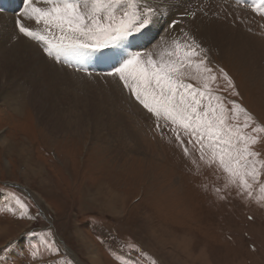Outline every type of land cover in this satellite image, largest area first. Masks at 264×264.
<instances>
[{"label": "rangeland", "instance_id": "1", "mask_svg": "<svg viewBox=\"0 0 264 264\" xmlns=\"http://www.w3.org/2000/svg\"><path fill=\"white\" fill-rule=\"evenodd\" d=\"M225 1L238 6V0ZM257 1L260 0H250L252 4ZM16 4L17 0H13L8 6L12 10ZM252 4L246 1L239 5L248 10L252 24L246 34L258 39L257 44L264 47V17L253 11ZM196 15L201 13L195 12L188 19ZM160 20L154 30L157 36H165L169 41L183 36L176 29L179 24L165 33L172 18L159 17ZM205 50L209 66L228 73L239 93L233 96L230 91H224L221 78L218 88L217 84L213 85L217 94L236 100L264 125V61L258 59L261 70H257L255 64L235 57L230 51L221 55ZM84 67L93 75L106 71L104 65L95 64L94 72L92 67ZM8 73L6 85L0 86L3 89L0 94V193L4 196L0 199V208L14 207L5 195L14 192L25 200L30 214L36 217L30 220L0 212V248L13 238L19 240L8 264H55L64 255L74 264H121L118 256L127 264L137 261L150 264L148 258L155 259L157 264H264V192L260 190L264 175L252 197L239 194L235 185H229L228 174L217 162L209 165L201 161L198 151L185 158L168 129H164L162 138L156 129L155 117L129 95L128 89L124 94L126 101L116 105L114 96L100 85L93 87L94 76L87 74L83 79L70 77L66 81L73 86L90 87L89 99L94 94L110 107L108 113L93 110L102 115H117L124 120L121 125L124 129L130 124L136 137L127 132L139 142L140 150L119 154L111 150L103 138L110 124L100 123L102 117L88 108L82 113L88 111L91 121L96 123L84 125L81 129L84 131L76 135L65 130L52 133L47 122L52 128L57 123L48 121L52 119L50 115L36 114L35 107L27 101L20 111L12 110L4 102L8 94L5 89L12 81L18 82V88L23 90L21 65L12 66ZM42 74L44 79L48 77L45 72ZM185 79L199 86L197 81ZM95 125L101 134L94 136ZM260 135V143L253 147L264 159V133ZM212 156V151L206 150L205 161ZM192 159L198 166L191 163ZM28 230L45 233L51 230V242L61 252L52 255L42 251L33 260L29 241L36 244L39 240L20 235ZM174 239L178 245L171 241ZM129 244L136 245L146 257L135 250L129 251Z\"/></svg>", "mask_w": 264, "mask_h": 264}, {"label": "snow or ice", "instance_id": "2", "mask_svg": "<svg viewBox=\"0 0 264 264\" xmlns=\"http://www.w3.org/2000/svg\"><path fill=\"white\" fill-rule=\"evenodd\" d=\"M243 3L246 0H238V6ZM21 4L15 20L18 32L13 41L22 36L35 42L43 56L61 69L74 68L91 76L93 73L83 66L85 63L107 66L109 70L102 75L123 83L155 117L162 138L164 129H168L185 158L198 151L201 161L219 164L229 176V185H235L239 194L254 195V188L264 175V159L253 146L260 143L264 125L236 100L217 94L218 81L222 78L223 90L239 95L228 73L209 66L206 50L188 33L170 41L165 36L157 40L154 28L160 13L150 0H21ZM262 6L264 0L251 5L253 11H259ZM178 23L172 20L165 33ZM148 44L151 48L145 47ZM186 77L197 81L199 86L187 83ZM214 84L217 88H213ZM206 150H211L213 156L205 161ZM191 163L198 166L195 159ZM260 190L264 192V186ZM5 195L14 207L0 208V212L30 220L36 218L21 196L14 192ZM20 235L38 238L36 244L29 241L33 260L42 251L52 255L61 252L51 242V230L46 233L28 230ZM18 244L19 240L13 238L0 248V264H8ZM127 247L146 257L136 245ZM117 258L121 264H127L123 257ZM148 259L150 264H157L155 259ZM55 264H74V261L64 255Z\"/></svg>", "mask_w": 264, "mask_h": 264}, {"label": "bare ground", "instance_id": "3", "mask_svg": "<svg viewBox=\"0 0 264 264\" xmlns=\"http://www.w3.org/2000/svg\"><path fill=\"white\" fill-rule=\"evenodd\" d=\"M12 1L0 0V86L4 87V84L6 85V77L9 75L8 72L11 67L20 64L23 69V90L18 88V82L12 81L14 83H10L8 88L5 89L6 91L8 90V94L4 98V102L8 103L12 110L20 111L24 101H27L35 107L36 114L44 113L50 115L52 119L48 121L51 124L57 123L52 128L47 122V127L52 133L65 130L75 135L80 134L84 131V129L81 130L84 125L96 123L95 121H91L90 114L88 113L89 110H92L93 114L102 117V120L99 121L100 123L105 122L106 124H110L108 133L103 138L109 144L111 150H117L118 154L123 151L133 152L136 149L140 150L138 148L139 142L134 139L136 131L134 128L132 129L130 124L127 123V127L124 129L121 126L124 120L120 119L117 115L119 119L111 113L102 115L100 111L93 110L96 108L108 113L110 107L103 99L96 97L94 94L89 99V95L91 94L88 93L90 87L73 86L71 82L67 83L66 81L70 77L83 79L82 77L86 75L85 73L75 71L74 68L61 69L59 65L54 66L51 61H48L43 56L39 47L35 48V42L27 38L20 36L17 40H12V37L16 36L18 32L15 27V20L18 9L22 5L21 0H17V4L13 6L15 9L11 10L8 5ZM246 1L252 4L250 0ZM150 2L159 9L160 13L157 17L154 30L157 29V24L159 23L160 25L162 21L158 22L159 17L178 20L179 25L176 29H180V32L183 34L188 33L190 36L193 35V38L201 47L212 52H219L221 55L230 51L235 57L255 64L256 69L261 70V66L258 63L264 61V47L257 44L258 39L246 34L249 30L248 26H252L246 8L234 6L225 0H150ZM255 4H260V1L255 2ZM187 12H200L201 15L192 16V19H188L191 15L187 17L183 16ZM258 12L264 14V6ZM205 13L207 14L205 15ZM37 51H39V54ZM89 64L93 63L87 62L83 66H89ZM51 71L53 72L51 73ZM43 72L48 75L45 79L43 78ZM102 74L92 75L94 76L93 81L95 83L93 87L100 85L102 88L108 90L116 99V105H120L122 101H126L124 94L127 93V88L123 86V83L117 78H105ZM85 86H87L86 83ZM2 93L3 89L0 90V94ZM18 93H20L21 98L24 100L18 96ZM87 108L88 111L82 113ZM41 118L40 121L44 124ZM121 129L125 130L123 134L125 133L126 135L122 134ZM127 131L131 136L133 134L132 137L134 138ZM93 133L94 136L101 134L98 125L94 126ZM2 142L4 141L2 140ZM3 197V194L0 193V199ZM171 241L178 245V241H175V239ZM181 243L185 246L184 241ZM94 257L96 258L97 256Z\"/></svg>", "mask_w": 264, "mask_h": 264}]
</instances>
